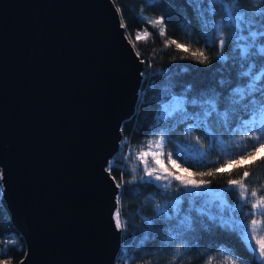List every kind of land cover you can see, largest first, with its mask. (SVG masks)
<instances>
[{"label": "water", "instance_id": "1", "mask_svg": "<svg viewBox=\"0 0 264 264\" xmlns=\"http://www.w3.org/2000/svg\"><path fill=\"white\" fill-rule=\"evenodd\" d=\"M114 0H0V203L16 264H115L108 163L145 63Z\"/></svg>", "mask_w": 264, "mask_h": 264}, {"label": "trees", "instance_id": "2", "mask_svg": "<svg viewBox=\"0 0 264 264\" xmlns=\"http://www.w3.org/2000/svg\"><path fill=\"white\" fill-rule=\"evenodd\" d=\"M114 2L126 25L127 36L131 40L134 41L136 32L142 29H147L152 34L146 42L135 43V48L145 63L141 83L142 93L136 112L122 122L120 146L110 159L113 164L111 174L116 181L120 180L121 171L125 181L132 176L136 177L133 183H125L119 191L121 203L118 206L121 218L126 222V228L121 234V247L116 264H169L176 248L181 249L182 255L176 259L175 264H205V259L209 256H218L221 248L235 252L246 261V264H264L258 259L257 254H252L244 246L236 233L212 226L208 221H206L209 224L207 230L197 225L196 231L170 241L167 226L156 218L155 205L157 203L161 206L169 205L173 201L171 199L178 198L185 190L181 188L180 193H177L174 190L175 181L167 190L164 187H157L160 182L141 181L140 177L144 175L143 165L131 162L137 150L146 148L147 141L156 140L162 134L165 135L164 152L171 151L182 166L189 167L193 172H204L219 167L224 159L247 151L255 141L250 138L251 132L238 127L240 122L238 119H232L226 126L213 114L209 118L210 132L205 131L203 127L193 128L188 132V128L194 123L193 120L180 122L179 117L168 120H158V117L161 115L162 105L172 98L171 94L176 96L186 94L189 99L193 96L219 94L221 102L218 111L222 112L226 106L225 98L231 90L237 85L247 84L249 80L248 77H242L240 72L246 70L247 63H253L254 74H259L261 65L264 64V53H261L257 46L254 50L255 55L250 57L249 61L245 62V68L241 69L239 63L233 59L238 56V50L234 51L233 32L225 30L226 43L222 52L228 59L218 60L217 53L220 49L216 43L205 42L206 37L202 34L194 0H114ZM199 3L201 9H207L210 0H199ZM239 4L249 14L257 10L248 0H239ZM212 7L217 11L211 19L220 22L224 19L222 5L216 4ZM259 7L264 10V0H261ZM159 16L164 17V23L167 25L166 37L159 36L157 29L145 19V17ZM254 18L260 19L259 16ZM187 25H190V29L186 27ZM255 29L260 30L258 27ZM215 35L216 33L212 32V36ZM167 39L190 43L192 50L205 49L209 62L197 63L190 53L177 50L174 45L164 47ZM222 81L224 83H221ZM256 87L259 91L253 93V97L258 100L264 99L261 96V92H264V76L256 82ZM166 89L168 91H165ZM187 109L189 112L198 110L193 109L191 105H187ZM240 116L242 119L248 118L244 113ZM197 137L202 147L196 144ZM189 146L203 152V159L201 160L194 153H189L187 151ZM178 148H184L186 155L177 157ZM261 156H264V151L255 157L257 164L247 161L244 167L233 170L230 166L215 177H204V179L212 181L209 188H227L229 179L239 178L244 170H248L251 175L245 183L250 189L264 185V162H260ZM165 164H167L166 159ZM167 166L170 170L177 171L172 169L171 165ZM132 167L137 168L135 173L131 171ZM229 172L231 176L228 175ZM148 179L150 178H145ZM1 192L0 181V195ZM261 194L264 195V192ZM227 197L234 202V198L237 197L236 191H228ZM183 207H187L186 202ZM193 215L195 216V213ZM149 220H154V223L149 225ZM25 247L23 236L13 226L0 203V250H2L0 262L16 264L24 256Z\"/></svg>", "mask_w": 264, "mask_h": 264}, {"label": "snow or ice", "instance_id": "3", "mask_svg": "<svg viewBox=\"0 0 264 264\" xmlns=\"http://www.w3.org/2000/svg\"><path fill=\"white\" fill-rule=\"evenodd\" d=\"M257 10L249 14L239 0H210L207 9H201L199 0H194L197 17L200 21L202 34L206 37L205 42L210 41L216 43L220 51L217 53L218 60H226L222 49L226 43L224 37L225 30L233 32L235 41L234 51L238 50V56L233 57L241 69L245 68V62L249 61L250 57L255 55L254 50L257 49V36L264 35V10H261L259 5L261 0H248ZM222 5V13L224 19L216 22L211 17H214L217 9L212 5ZM119 11V9H117ZM141 15L143 13L141 12ZM259 16L260 19L254 17ZM148 23L154 29H157L159 36L166 37L167 25L164 23V17L147 18ZM121 27H126L121 21ZM190 29V25L186 26ZM258 27L260 31H256ZM215 32V37L212 36ZM247 33V34H245ZM152 34L147 29H142L136 32L134 41L130 39V43L147 41ZM174 45L177 50H182L185 53H190L192 58L200 64H207L209 57L203 48L192 50L190 43H181L176 39L165 40L164 47ZM259 51L264 53V48ZM139 56V52H137ZM253 63H247V68L240 72L242 77H248L249 80L245 85H237L231 90L228 97L225 98L226 106L222 112L218 111V105L221 102L219 94L206 95L202 97L193 96L191 99L188 96H176L171 94V99L162 105L161 115L158 120H168L170 118L179 117V121L191 119L193 125L188 128L191 132L193 128L203 127L205 131L210 132V117L213 114L223 121L227 126L232 119H238L240 122L238 127L247 132H251V139L255 143L245 152L224 159L219 167L211 168L204 172H193L189 167L182 166L174 154L169 151L164 152L165 135H160L156 140L146 142V148H140L135 152L133 157L134 164H142L144 175L140 177L141 181L151 183L152 181L160 182L157 187L171 188L175 181V191L180 193V189L185 191L178 198L174 199L171 204L161 206L159 203L155 205L157 219H160L166 226L169 232V240H177L185 237L187 234L196 231V226L207 230L211 222L212 226L219 227L222 230L236 233L244 246L251 251L252 254H258V259L264 262V185L252 187L245 183L251 172L244 170L239 178L229 179L227 181V189L221 191L209 190V185L212 183L210 179L204 177H215L216 174L222 173L224 169L231 168L234 170L237 167H244L245 162L251 161V164H257L255 159L261 149H264V99H255L253 93L259 91L256 87V82L264 76V64L261 65L259 74H254ZM221 83H224L223 81ZM190 90V89H189ZM165 91H168L167 89ZM264 97V92H261ZM187 105H191L197 111L189 112ZM244 113L248 116L247 119H242L240 114ZM196 144L202 147L199 137L196 138ZM187 151L194 153L201 160L204 153L199 149H193L190 146ZM186 155L184 148H178L176 156ZM165 159L167 164H165ZM187 162V159H186ZM260 162H264V156L260 157ZM167 165H171L172 171ZM113 164L108 163V171L111 173ZM131 171L135 173L136 167H132ZM179 172L187 173V176L180 175ZM231 176V172L228 173ZM196 177H199L197 179ZM145 178H150L145 180ZM115 180V177H113ZM136 180L132 176L128 181L124 180L123 172L120 173V180L116 181L118 189L123 188L125 183L131 184ZM236 191L238 203L234 206L229 203L227 198L228 191ZM118 205L121 203L118 194ZM187 203V207L183 205ZM250 206L249 212H242L244 206ZM171 208V214H169ZM195 213V216L193 215ZM250 216V220L244 217ZM115 226L118 230L123 231L126 228V222L121 218V211L117 207L114 215ZM149 225L154 223V220L148 221ZM147 238V236L145 237ZM143 241H141L142 243ZM195 245H193L194 247ZM2 251V250H0ZM182 255L181 249L176 248L169 264H175L176 259ZM3 264V262H0ZM205 264H246V261L238 254L231 250L220 249L218 256H209L205 259Z\"/></svg>", "mask_w": 264, "mask_h": 264}, {"label": "rangeland", "instance_id": "4", "mask_svg": "<svg viewBox=\"0 0 264 264\" xmlns=\"http://www.w3.org/2000/svg\"><path fill=\"white\" fill-rule=\"evenodd\" d=\"M256 31H260V30H258V29H255ZM245 34H247V33H245ZM256 43H257V46H258V48L260 49V48H264V35H258L257 36V40H256ZM144 69H145V67H144ZM144 69H143V72H142V75H143V73H144ZM143 80V79H142ZM264 151V149H261V151L260 152H263ZM175 158V157H174ZM131 162L133 163V158H131ZM185 167V166H184ZM178 171V170H177ZM179 174L180 175H184V176H187L188 174L187 173H183V172H179ZM227 188L225 187V188H221V187H217V188H209V190H214V191H221V190H226ZM236 196H237V193H236ZM228 198V197H227ZM174 199H176V198H174ZM174 199H171V200H174ZM228 201H229V203L230 204H232V205H236L237 203H238V199H237V197H235L234 198V202H232V200L231 199H229L228 198ZM247 206V205H246ZM246 206H244L243 207V209H242V212H249L250 211V206L249 207H246ZM244 219H246V220H250L251 219V217L250 216H248V217H244ZM258 255V254H257Z\"/></svg>", "mask_w": 264, "mask_h": 264}]
</instances>
